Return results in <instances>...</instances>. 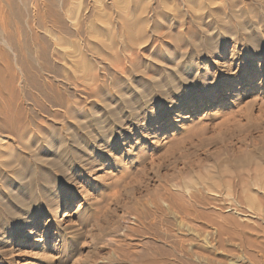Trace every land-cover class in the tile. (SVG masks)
I'll list each match as a JSON object with an SVG mask.
<instances>
[{"label":"rangeland","instance_id":"obj_1","mask_svg":"<svg viewBox=\"0 0 264 264\" xmlns=\"http://www.w3.org/2000/svg\"><path fill=\"white\" fill-rule=\"evenodd\" d=\"M10 1L0 264H264V0Z\"/></svg>","mask_w":264,"mask_h":264},{"label":"bare ground","instance_id":"obj_2","mask_svg":"<svg viewBox=\"0 0 264 264\" xmlns=\"http://www.w3.org/2000/svg\"><path fill=\"white\" fill-rule=\"evenodd\" d=\"M19 1V0H18ZM50 1V0H49ZM57 1V0H56ZM117 1V0H116ZM48 1H45V3H47ZM54 2V1H53ZM60 2V1H59ZM62 2V1H61ZM70 2V1H69ZM22 3H23V1H22ZM21 3V4H22ZM44 3V4H45ZM49 3V2H48ZM64 3V2H63ZM116 6H117V4L115 3V2H113ZM40 4V3H39ZM49 4H53L52 3V1H51V3H49ZM19 5V4H18ZM18 5H17V2L15 3L14 1H10V0H0V26L1 27H3L4 25H5V23H6V21H5V13L8 11V7L9 8H11V10H12V15L16 18V20H17V24L16 25H18L19 26V28H20V26L22 25V15H21V12H20V9H19V7H18ZM43 6V5H42ZM45 6V5H44ZM49 6V5H48ZM57 6V5H56ZM113 6V5H112ZM22 7H24V6H22ZM64 7V6H63ZM114 7V6H113ZM42 8V7H41ZM45 8V7H44ZM47 8V7H46ZM51 8H53V7H51ZM183 8V7H182ZM39 10H40V8H38ZM47 10V9H46ZM62 10V9H61ZM71 10V9H70ZM73 10V9H72ZM71 10V11H72ZM38 11V10H37ZM44 11H45V9H44ZM55 11H56V9H55ZM10 12V11H9ZM8 12V14H10ZM39 12V11H38ZM37 12V13H38ZM42 12H43V10H42ZM50 12V11H49ZM48 12V13H49ZM70 12V11H69ZM77 12V11H76ZM37 13H36V15H37ZM40 13V12H39ZM38 13V14H39ZM7 14V13H6ZM28 14V13H27ZM58 14V13H57ZM65 14V13H64ZM67 14H69L68 12H67ZM72 14H76V13H72ZM29 15V14H28ZM34 15V14H33ZM43 14L41 13V16H42ZM45 15V14H44ZM47 15V14H46ZM56 15V14H55ZM66 15V14H65ZM64 15V16H65ZM70 15V14H69ZM25 16V15H24ZM30 16V15H29ZM49 16H51V15H49ZM48 16V17H49ZM53 16V15H52ZM61 16V15H60ZM71 16V15H70ZM6 17H7V15H6ZM36 17V16H35ZM47 17V18H48ZM63 17V16H62ZM72 17H73V15H72ZM75 17V16H74ZM78 17V16H77ZM77 17H75L76 19H77ZM28 18H31V17H28ZM39 18H41V17H39ZM65 18H66V16H65ZM74 18V19H75ZM32 19H33V17H32ZM36 18H34V20H35ZM43 19V18H42ZM42 19H40V20H42ZM45 19H46V17H45ZM53 19V18H52ZM56 19V18H55ZM54 19V20H55ZM64 19V18H63ZM70 19V18H69ZM76 19L74 20V21H76ZM8 20V19H7ZM33 20V21H34ZM37 20V19H36ZM39 20V19H38ZM48 20V19H47ZM51 20V19H50ZM9 22H10V20H8ZM7 21V22H8ZM12 21V20H11ZM23 21H26V20H24L23 19ZM27 21H32V20H28L27 19ZM49 21V20H48ZM47 21V22H48ZM67 21L68 22H70L68 19H67ZM72 21V20H71ZM8 22V23H9ZM14 22V21H13ZM38 22V21H37ZM40 22H43V24H44V20H42V21H40ZM59 22V21H58ZM39 23V22H38ZM50 23V22H49ZM51 23H53V22H51ZM55 23H57V22H55ZM54 23V24H55ZM10 24V23H9ZM26 24H28V23H26ZM42 24V25H43ZM48 23H46V25H47ZM53 24V25H54ZM68 24V23H67ZM70 24V23H69ZM72 24V23H71ZM11 25H13V24H11ZM37 25V24H36ZM49 25V24H48ZM31 26V25H30ZM29 26V27H30ZM45 26V25H44ZM43 26V27H44ZM57 26V25H56ZM69 26V25H68ZM74 26V25H73ZM5 27H7V26H5ZM37 27H39V26H37ZM36 27V28H37ZM41 27V26H40ZM61 27V26H60ZM63 27H64V25H63ZM70 27V26H69ZM4 28V27H3ZM8 28H9V26H8ZM7 28V29H8ZM16 28H18V27H16ZM19 28H18V30H19ZM46 28V27H45ZM53 29L52 30H54L55 29V31H57L56 30V28H54V27H52ZM73 28H75V27H73ZM5 29V28H4ZM13 29V28H12ZM22 29V28H21ZM31 29H33V27L31 26ZM38 29V28H37ZM37 29H36V31H37ZM51 29V28H50ZM63 29H65V28H63ZM62 29V30H63ZM2 30V29H1ZM11 30V29H10ZM17 30V29H16ZM15 30V31H16ZM17 30V31H18ZM41 30V29H40ZM44 30V29H43ZM49 30V29H48ZM48 30H47V32H48ZM59 30H60V28H59ZM58 30V31H59ZM69 30V29H68ZM74 30V29H73ZM65 31H66V29H65ZM64 31V32H65ZM71 31V30H70ZM7 32H10V31H8L7 30ZM12 32V31H11ZM30 32H32L31 30H30ZM33 32H34V29H33ZM32 32V33H33ZM61 32V31H60ZM63 32V31H62ZM63 32V33H64ZM0 33H2V32H0ZM16 33V32H15ZM18 33V32H17ZM32 33H31V35H32ZM51 33V32H50ZM67 34H68V31L66 32ZM8 33H6L5 35H7ZM19 34V33H18ZM38 34V33H37ZM37 34H36V37H37ZM55 34V33H54ZM62 34V33H61ZM14 35V34H13ZM17 35V34H16ZM47 35H49L50 36V34L48 33V34H46V36ZM69 35V34H68ZM10 36V35H9ZM8 36V37H9ZM15 36V35H14ZM18 36V35H17ZM27 36V35H26ZM33 36V35H32ZM35 36V35H34ZM52 36H53V34H52ZM65 36H66V34H65ZM28 37V36H27ZM48 37V36H47ZM7 37H5V38H1L0 39V58L2 57L4 60H5V62L7 61H9V64H11V65H13L12 67H11V69H14L15 70V72L13 73L14 74V77L16 78V77H18V76H20V77H23V75H24V71H23V59H22V54H23V52L21 53V44H20V42H21V40L19 39V38H21V37H19L18 39H16V40H18L17 42H16V44L15 45H11L10 44V42H11V40H10V42L8 41V39H6ZM10 38V37H9ZM12 38V37H11ZM14 38H16V37H14ZM32 38V37H31ZM35 38V37H34ZM34 38H32V39H34ZM38 38V37H37ZM55 38H56V40L55 39H53V40H55V42L54 43H56L55 45H56V47L58 46V44L59 45H61V43H62V41H61V43H58L57 44V39H59V38H57L56 36H55ZM39 39V38H38ZM51 39H52V37H51ZM63 39V38H62ZM14 40V39H13ZM27 40V39H26ZM50 40V39H49ZM32 41V40H31ZM37 40H36V38H35V42H36ZM131 41H133L132 39H131ZM40 42V41H39ZM12 43V42H11ZM26 44V43H25ZM38 44V43H37ZM34 45V44H33ZM44 45V44H43ZM54 45V44H53ZM55 45H54V47H55ZM66 46H67V48H68V45L69 44H65ZM39 46H41V45H39ZM62 46H63V43H62V45H61V47L60 48H62ZM23 47V46H22ZM63 47H65V46H63ZM51 48H53V47H51ZM70 48V47H69ZM46 49V48H45ZM54 49H56V48H54ZM26 50H27V48H26ZM63 50H64V48H63ZM67 50V49H66ZM65 50V51H66ZM49 51V50H48ZM46 52V51H45ZM45 52H43L44 54H45ZM56 52H57V50H56ZM55 52V53H56ZM64 52V51H63ZM68 52H69V50H68ZM28 53V52H27ZM37 53H38V51H37ZM47 53V52H46ZM51 53H52V49H51ZM59 53V52H58ZM49 54V53H48ZM66 54H68V53H66ZM65 54V55H66ZM47 55V54H46ZM64 55V54H63ZM71 55V54H70ZM52 56H54V55H52ZM58 56V55H57ZM68 55H66V57H67ZM9 58V59H8ZM26 58V57H25ZM28 58V57H27ZM33 58H36V57H33ZM49 58V57H48ZM52 59V58H51ZM4 60H2L1 59V61L2 62H0L1 64H4L3 63V61ZM11 60V61H10ZM36 60H37V58H36ZM53 60V59H52ZM213 62V61H212ZM57 63V62H56ZM7 64V63H6ZM10 65V66H11ZM63 65V64H62ZM213 65H215V62H213ZM2 66H4V65H2ZM6 66H8V65H6ZM6 66H4V67H6ZM30 67V66H29ZM8 68H9V66H8ZM49 68V67H48ZM6 69V68H5ZM79 69V68H78ZM85 69V68H84ZM84 69H82V72L83 71H85ZM7 70V69H6ZM10 70V69H9ZM3 71V70H2ZM10 71H13V70H10ZM48 71V70H47ZM78 71H80V70H78ZM7 72V71H6ZM10 74H12L11 72H9ZM35 73V72H34ZM51 73V72H50ZM85 73V72H84ZM80 74V73H79ZM4 74H2V76H3ZM9 76V75H8ZM85 76V75H84ZM5 77V76H4ZM10 77H11V75H10ZM75 77V76H74ZM13 78V77H12ZM5 79V78H4ZM1 80H3V78H1ZM12 80V79H11ZM84 80H85V77H84ZM8 82V81H7ZM10 83V82H9ZM8 83V84H9ZM13 83H14V81H13ZM20 83V82H19ZM23 83V82H22ZM25 83V82H24ZM6 84V83H5ZM7 84V85H8ZM27 85V84H26ZM29 86V85H28ZM27 86V87H28ZM10 87V86H9ZM13 87V86H12ZM3 88V87H2ZM8 88V87H7ZM5 89V88H4ZM12 91V90H11ZM14 91V90H13ZM11 93V92H10ZM12 94V93H11ZM47 101H50V102H54V99H51V98H49V99H47ZM44 103H46V102H44ZM38 104H39V102H38ZM41 104V103H40ZM47 105V104H46ZM40 114H45V111L42 109L41 110V113ZM44 116V115H43ZM43 118V117H42ZM10 133L12 134V135H14V129H12L11 131H10ZM20 136V135H19ZM2 138V137H1ZM12 139V138H11ZM20 143V142H19ZM20 145H22L21 143H20ZM260 172V171H259ZM259 172H258V174H259ZM261 173V172H260ZM262 174V173H261ZM261 176V178H262V180L260 181V183H257L256 182V184L254 183L253 185L257 188V190L259 189L260 191L261 190H264V174L263 175H260ZM238 178V177H237ZM240 179V178H239ZM259 180V179H258ZM247 181V180H246ZM245 181V179H240V180H238V190L240 189L241 190V193H247V191H248V189L250 188L249 186H251L250 184H248L247 182ZM251 183V182H250ZM252 185V186H253ZM251 186V187H252ZM254 187H252V188H250V189H253ZM255 188V189H256ZM236 189V188H235ZM252 194V193H251ZM168 195V194H167ZM244 195V194H243ZM249 195H250V193H249ZM240 196H241V194H240ZM246 196H248L247 194H246ZM242 197V196H241ZM245 197V196H244ZM250 198V197H249ZM246 200H248V199H246ZM236 201H237V199H236ZM243 201V200H242ZM250 201V200H249ZM237 202H239V201H237ZM240 203H241V201H240ZM244 202H242V204H243ZM245 203H247V202H245ZM237 204V203H236ZM232 209V208H231ZM225 210H226V208H225ZM228 210V209H227ZM231 211V210H230ZM72 216V214L71 213H69V212H65V215H64V217L63 218H68V217H71ZM31 230H29V234H31ZM28 239H29V236L27 237Z\"/></svg>","mask_w":264,"mask_h":264}]
</instances>
